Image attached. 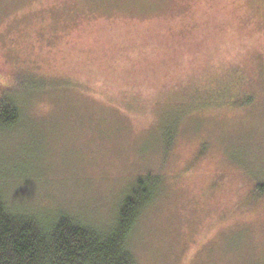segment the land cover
<instances>
[{"label": "rangeland", "instance_id": "rangeland-1", "mask_svg": "<svg viewBox=\"0 0 264 264\" xmlns=\"http://www.w3.org/2000/svg\"><path fill=\"white\" fill-rule=\"evenodd\" d=\"M0 193L111 226L149 172L139 264H264V0H0Z\"/></svg>", "mask_w": 264, "mask_h": 264}, {"label": "trees", "instance_id": "trees-1", "mask_svg": "<svg viewBox=\"0 0 264 264\" xmlns=\"http://www.w3.org/2000/svg\"><path fill=\"white\" fill-rule=\"evenodd\" d=\"M6 113H1L2 123H13L17 115ZM160 175L136 178L108 227L65 213L36 217L13 209L0 193V264H139L132 236L160 192Z\"/></svg>", "mask_w": 264, "mask_h": 264}]
</instances>
